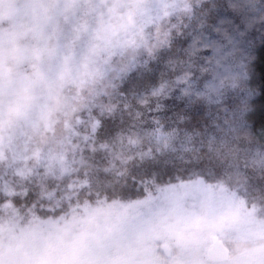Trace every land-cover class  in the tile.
Returning <instances> with one entry per match:
<instances>
[{
	"label": "snow or ice",
	"instance_id": "snow-or-ice-1",
	"mask_svg": "<svg viewBox=\"0 0 264 264\" xmlns=\"http://www.w3.org/2000/svg\"><path fill=\"white\" fill-rule=\"evenodd\" d=\"M38 121L64 164L0 156V264H264V0H0V135Z\"/></svg>",
	"mask_w": 264,
	"mask_h": 264
},
{
	"label": "rangeland",
	"instance_id": "rangeland-1",
	"mask_svg": "<svg viewBox=\"0 0 264 264\" xmlns=\"http://www.w3.org/2000/svg\"><path fill=\"white\" fill-rule=\"evenodd\" d=\"M62 111L57 114V120L59 121L61 119ZM47 125L45 128L42 127L41 130H37V128L30 129L25 132L23 137H19L15 140L19 141V144L12 148L9 146H3L0 147V156L5 157V159H9L13 157L14 152L16 151V148L19 147L20 151L16 155L17 160H24L23 167L26 169L29 166L35 167L41 164V162L44 160L45 157H47L51 162L55 163L56 167H60L64 164V161L62 159L64 155V148L59 143L58 137L61 134V126L59 123H56L53 126H49L47 122L45 124ZM13 126L15 124L13 123ZM18 133L17 128H12V132ZM19 136V134H17ZM3 141H6L3 140ZM2 144V143H1ZM9 145V144H8ZM8 213H5V216H7ZM106 219V216L103 212L99 213L96 216V223H101ZM19 227V223L17 224ZM69 234H66L65 240L67 241ZM27 248V244H25L24 247H13L10 248V254L14 257L25 251ZM62 249L60 247H53L51 249L52 253L60 252ZM75 251V250H73ZM75 252H73L74 254Z\"/></svg>",
	"mask_w": 264,
	"mask_h": 264
},
{
	"label": "trees",
	"instance_id": "trees-1",
	"mask_svg": "<svg viewBox=\"0 0 264 264\" xmlns=\"http://www.w3.org/2000/svg\"><path fill=\"white\" fill-rule=\"evenodd\" d=\"M15 14V9L13 8V7H7L6 9H5V11H4V13H3V19H7V18H9L10 16H12V15H14ZM69 93H64V92H62L61 93V97L62 98H64V97H66L67 95H68ZM60 111H62V107H61V105L60 104H57L56 106H55V109L51 112V114H50V119L51 120H54V121H56L57 120V114L58 113H60ZM45 122L46 121H38V122H36L32 127H29L26 131H28V130H30V129H33V128H37V130H41L42 129V127H44L45 125H43V124H45ZM49 125V124H48ZM47 126V125H46ZM45 126V127H46ZM44 127V128H45ZM12 128H16L15 126H13ZM11 134L13 135V137H14V139H17V138H19L20 136H18L17 134L18 133H15V131L14 132H11ZM6 139V141H3V140H5ZM2 143V144H1ZM6 144H7V146H9L10 148H12L13 146L15 147L16 146V144H13L12 146H10V145H8L9 143H8V141H7V138L5 137V136H3V135H0V147H3V146H6ZM4 148V147H3ZM73 250H75V249H73ZM73 252H76V250L75 251H73ZM75 254V253H74Z\"/></svg>",
	"mask_w": 264,
	"mask_h": 264
}]
</instances>
